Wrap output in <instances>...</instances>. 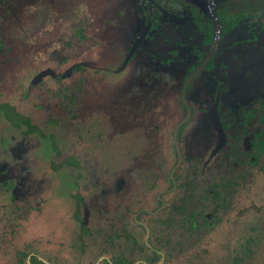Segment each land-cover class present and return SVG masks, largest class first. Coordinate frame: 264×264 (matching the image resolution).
<instances>
[{
    "label": "flooded vegetation",
    "instance_id": "obj_1",
    "mask_svg": "<svg viewBox=\"0 0 264 264\" xmlns=\"http://www.w3.org/2000/svg\"><path fill=\"white\" fill-rule=\"evenodd\" d=\"M88 1L0 0V22L6 20V27L0 28L6 45L0 40V52L4 47L17 58L8 55L3 60L0 55V115L4 118V123L0 122V235L14 236L19 230V239L25 240L18 253L6 256L7 264H72L68 263L70 257L82 258L98 246L114 255L99 256L93 264H163L164 255L152 243L151 226L140 214L153 220L166 208L167 195L186 189L189 181L182 179L180 173L189 151L196 160L202 159L205 172H209L201 186V179H194L187 187L194 191L189 199L198 205L177 207L171 225L177 234L186 235L199 226L207 228L218 213L227 209L236 184L232 178L223 184L224 175L238 169L246 176L245 181L255 178L263 182L264 0L224 2L214 10L215 25L211 17L185 0H113L115 4L108 2L110 13L99 15L88 12ZM41 4L55 14L78 13L98 23L95 36L99 35L102 43L92 60L94 66L82 60L62 71L47 64L33 75L27 91L38 103L26 113L29 109L21 105L16 110L10 107L8 102L14 96H8V88L11 81H16L10 74L17 67L19 70L24 61V20L37 18L34 7L40 8ZM124 26L129 31L120 40ZM70 27L79 30V25L71 23ZM47 57L48 62L61 64L63 49L54 47ZM108 57L117 61L112 70L99 63ZM148 64L164 73L162 84L144 79L142 69ZM98 65L104 67L102 73ZM81 70L91 73L81 80L76 91L71 89L72 82L67 84L70 98L65 95L58 98V103L49 104L39 90L31 94L30 89L43 79L58 83L74 78ZM98 72L101 74L97 75ZM108 72L121 80L97 95L92 94L90 85L103 80ZM230 77L239 79L236 87L230 86ZM251 77L258 84L251 86ZM17 83L15 87L21 88L23 77H18ZM27 91L22 92V98ZM109 104L115 107V114L107 111ZM224 106L225 112L221 109ZM4 110L12 111L13 116L4 114ZM94 115L98 119L91 131ZM200 127L209 129L214 137L206 158L203 151L210 146V137L203 146L196 135ZM191 130L195 131L188 134ZM107 131L114 137L108 136ZM30 136L46 141L43 159L33 156L30 145L23 142ZM121 141L128 152L125 157L119 153ZM18 142H23L22 146ZM109 148L111 153H105L95 163L93 152L98 154L99 150ZM169 148L173 162L167 169ZM129 154H146L149 185L155 170H165L168 183L155 197L157 208L139 209L132 214V225L142 235V249L149 255L131 263L116 253L120 247L117 241L121 215L111 227L106 222L99 223L103 211L98 209L104 204L114 209L126 195L127 172L123 166L127 162L142 163ZM104 163L118 166L107 175ZM59 172L66 174L67 190L46 191L57 184ZM110 179L114 184H110ZM56 202L64 203L62 213L57 211ZM205 207L212 210H203ZM248 240L244 237L238 241ZM240 249L237 247L232 253L236 259Z\"/></svg>",
    "mask_w": 264,
    "mask_h": 264
},
{
    "label": "rangeland",
    "instance_id": "obj_2",
    "mask_svg": "<svg viewBox=\"0 0 264 264\" xmlns=\"http://www.w3.org/2000/svg\"><path fill=\"white\" fill-rule=\"evenodd\" d=\"M109 1H112L114 3L113 0H89L87 3L89 9L88 12L94 15H99L103 12L110 13L111 7L108 6ZM138 1L140 2L141 0ZM34 9H36L35 12H37L39 16L37 18L24 20V43L26 45V48L23 49L26 50L23 57L24 61L20 62L21 64L19 66V70L17 67L15 73L10 74L13 75L14 78H16V81L14 83L11 81V85L8 88V96H14V100H10V103L7 100L10 107H13L12 109L14 110H16V107H20V105L25 109H29L28 111H25L26 113L32 110L35 103H38L37 98H31L29 90L27 91L29 81L33 75H35L38 71L44 69L46 67L45 65L47 64V66H52L54 67V69H61L62 71L70 65L81 63L82 60L84 62H90V65L94 66L95 63H93L92 60L94 61L97 52L101 47H99V43H102V38L99 37V35H96L98 37L95 36L99 24L96 22H92L91 19H86L85 15L84 18L78 13L65 15L59 13V10H56V12L59 14H55V11L53 10L52 12L49 10H45L43 4H41L40 8L34 7ZM133 18L134 17L132 16V19ZM132 19L131 25L133 23ZM134 21L136 23V20ZM106 22H108V20H106ZM71 23L74 26L79 25V30L71 28ZM5 24L6 20L1 19L0 28H2ZM18 25L19 23H17V26ZM128 31L129 29L126 26H124L120 30V40H122V37H125L124 34ZM4 39L5 37L0 35L2 44L6 45V40ZM226 43L227 42L224 41L223 45H225ZM151 46L152 45H149L150 48ZM54 47L63 49L64 60L61 64L59 63L56 65L52 62H48L49 60L47 55ZM223 48L225 47L223 46ZM0 55L2 56L3 60L8 59V55L13 58L12 50L5 51L4 47L2 48ZM13 59L17 60V58ZM99 63L107 69L112 70L116 66L117 61L113 57H108L106 59L100 60ZM149 65L150 64H148L147 66L145 65L142 69L141 74L143 76L146 75L144 76V79L148 82L149 80H153L154 82H159L160 84H162L165 81L164 73L153 69V67L156 66L154 63L152 65L153 67ZM98 67L99 69H104V67L100 65H98ZM90 68L91 67H88V69ZM103 69L100 70L101 73ZM21 70L23 72H21ZM90 73L91 72L89 70H81L79 73H75L73 75L74 78L68 80L66 79L58 83H55L49 79H43L39 82V85L30 89L31 94L38 92L37 90H39L42 97H45L48 100L49 104L54 101L58 103L60 101L58 100L59 97L61 98L66 95L68 96V98H70V88L69 90L67 88L68 83L72 82L71 89L73 91H76L77 88L80 87L81 80L85 79V76H89ZM101 73L98 72L97 75H100ZM253 74L254 73H252V75ZM18 77H23L24 80L21 88L15 87L18 86ZM120 80V76H115V74H112V72H108L104 74L103 80L92 83L90 85V90L92 91V94L97 95L101 93L105 88L116 85V83ZM229 80L231 82L230 86L232 88L236 87V82L239 83V79L236 77H230ZM248 82H250L249 84H251V86L252 83L258 84L257 81L255 82L252 80V77ZM24 90L28 93L24 95L25 99L22 98V92ZM17 98L21 99V104H19L20 102ZM17 102L19 105H17ZM109 105L110 106L107 108V111L113 114V109H115V107H113L112 104ZM225 108L226 106L221 108L223 112H225ZM3 113L12 115V111L10 110H4ZM3 119V116L0 115L1 123H4ZM97 119L98 116L94 115V117H92L91 131L95 129ZM204 124L206 125L205 122ZM106 128L108 129L107 126ZM190 128H192V126L187 128V130H190ZM194 131L195 130H191L187 133L191 134ZM107 135H111L112 137H114L113 134H110L109 131H107ZM196 135L200 137L199 140L203 141V146L204 144H206L205 140L209 141V139L206 138L210 137V146H208L205 151H203L205 155L204 158H206L208 155V151L213 146V134L206 127H200V130L196 133ZM30 137L31 138L27 137L25 140H23V142H27L30 145L31 154L33 156H37L43 159L47 152L46 141L39 140L34 136ZM107 139L108 138L106 137V142ZM23 142H18L17 145L22 146ZM124 143V141L121 143V150L119 153H121V156L125 157L128 152H126L127 149H124ZM111 144L113 145V138L111 140ZM208 144L209 142L207 143V145ZM202 149L204 150V148ZM102 150H99L98 154L93 152L95 163L103 159L104 155H106L105 153H111L110 148ZM145 155L146 154H129L131 159H133L134 161L139 159V162L142 163L139 164L127 162L126 165L123 166V169H125L127 172L125 173L124 179L126 180L125 189L128 191L125 190L126 195L122 196L120 202L114 206V209L113 206L105 207V204L98 207V209H101L103 211L101 219L99 220L100 224L106 222L107 225L114 227L117 216L121 215V232L118 238L119 241H117L118 244H120V247H117L116 253H120L121 256L123 255L125 260H128L130 263L139 259H143L149 255L146 250L142 249V235L138 230H135L132 225V214L139 209H146L150 211L157 208L158 203L156 202L155 197L159 192H161V189H164L166 186H168L165 176V170L164 173H158L157 170H155L153 182L151 185H149L150 172L146 166ZM185 158V165L183 164V169L181 170L180 177L189 181L187 182L188 186L186 185V189L184 191H173V193L167 195L165 197L167 201L166 208L163 211L159 212L155 216L156 218H154L153 220L140 214V218L151 226L150 236L153 241L152 243L156 245L159 248V251L164 255L163 264H264V178H262V184L261 182L256 181L255 178H252L250 181H245L246 176L243 175V171L241 172L238 169L234 170L232 174L224 175L223 184L227 182L226 180L228 178H232V180L236 184L235 189L233 190V195L230 199V204L228 205L227 209L223 213H216V218L212 220L211 223H209L210 226L207 228L199 226L196 231H193L186 235H181L174 232L171 225L173 222V218L175 217L177 207L180 204H183L185 206L198 205L196 202H192V200L189 199L190 195L194 191L187 189V187H190L192 185L191 183L194 179L195 181H197V179H201V186L204 179L207 177L206 174L209 172H205L206 167L204 164H202V162H200L202 161V159H199L200 161H198L193 158L191 151L186 154ZM219 158L222 159V156H219ZM172 162L173 155L169 148L167 169L170 167V165H172ZM117 163L119 165L120 160H117ZM102 165V167H104L103 170L105 169L107 171V175H110L111 173L113 174L116 167L118 166L117 164L114 165V163H104ZM250 173L252 174L254 172L250 171ZM222 174L223 172H221V175ZM57 178L59 179L57 184H53L52 186L48 187L46 191L50 190L54 192H60L67 190L68 183L66 174L64 172H59ZM109 181L110 184H114L113 179H110ZM256 182H258V184ZM154 183H157V185L154 186ZM107 184L109 187L110 184ZM181 189H183L182 186ZM162 199H164V196ZM56 205L58 206V208H54H57V211L59 213H62L60 209L61 207L65 208L64 203L56 202ZM124 208L125 210H127L126 212H124ZM203 210L212 209H208L207 207H205V209ZM105 218L107 219V221H105ZM42 229L45 230L46 228L42 226ZM3 237L4 235H0V264H7L6 256H12L15 255L16 252L18 253L21 250V246L24 244L25 240L19 239V230H17V233L14 236H5L4 239ZM244 237L245 239H248L249 237L248 242L243 243L242 241H238L244 239ZM62 242H64V240H62ZM132 247L134 248L133 251L131 250ZM237 247L241 248L239 250L240 253L237 256V258L239 259H236L235 256L232 255L233 251ZM242 247L245 248L244 252H242ZM107 250L102 248L100 249V246H98V248H95L94 252L90 251V253H87V255L82 258L78 255L70 257L68 263L93 264V262L96 260L95 258L99 256L113 257V252L111 253L108 252L109 250ZM91 253L92 256L88 258Z\"/></svg>",
    "mask_w": 264,
    "mask_h": 264
},
{
    "label": "water",
    "instance_id": "obj_3",
    "mask_svg": "<svg viewBox=\"0 0 264 264\" xmlns=\"http://www.w3.org/2000/svg\"><path fill=\"white\" fill-rule=\"evenodd\" d=\"M188 3L196 7L204 15L211 17L215 25L214 10L217 6L223 3L225 0H185Z\"/></svg>",
    "mask_w": 264,
    "mask_h": 264
},
{
    "label": "trees",
    "instance_id": "obj_4",
    "mask_svg": "<svg viewBox=\"0 0 264 264\" xmlns=\"http://www.w3.org/2000/svg\"><path fill=\"white\" fill-rule=\"evenodd\" d=\"M228 0H225L224 2H227ZM223 2V3H224ZM223 3H221L219 6H217L215 9H216V11H217V9L223 4ZM192 5V4H191Z\"/></svg>",
    "mask_w": 264,
    "mask_h": 264
}]
</instances>
